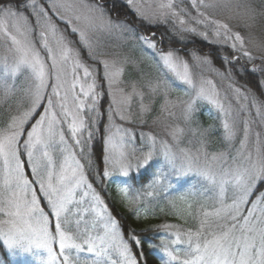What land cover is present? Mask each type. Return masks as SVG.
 <instances>
[{
	"label": "snow or ice",
	"instance_id": "6c2138e0",
	"mask_svg": "<svg viewBox=\"0 0 264 264\" xmlns=\"http://www.w3.org/2000/svg\"><path fill=\"white\" fill-rule=\"evenodd\" d=\"M127 4L150 25L162 18L170 34L129 32L127 21H113L102 5L83 0H0V106L8 108L0 123V250L7 264H150V251L159 253V264H264V143L238 159L230 152L193 154L180 147L190 133L199 134L206 148L207 130L196 120L205 102L223 114L228 144L242 134L243 146L250 136L243 109L233 111L216 98L205 70L228 79L253 77L254 87L246 82L243 96L235 91L241 100L252 97L249 114L254 108L264 122V54L253 55L252 34L242 35L257 26L264 32V0H180L184 7L159 0L145 5L156 9L152 15L136 0ZM114 34L131 37L128 48L135 40L151 56L155 73L137 70L142 58L123 44L117 51L102 40ZM189 36L208 50L189 48ZM174 42L183 49L172 47ZM213 57L226 67L216 68ZM105 85L109 123L102 128L97 89ZM178 88L183 96L171 99ZM151 114L163 136L140 133L144 147L128 151L124 145L136 136L123 125L147 127ZM114 128L122 133L119 139ZM98 135L99 167L93 163ZM190 174L219 188V207L202 209L198 226L183 236L168 232V224L166 235L151 238L124 230L94 188L96 178L100 184L125 178L117 185L121 204L139 218L141 209L149 214L146 197L166 199L173 181ZM0 264H6L2 257Z\"/></svg>",
	"mask_w": 264,
	"mask_h": 264
},
{
	"label": "trees",
	"instance_id": "16d2710c",
	"mask_svg": "<svg viewBox=\"0 0 264 264\" xmlns=\"http://www.w3.org/2000/svg\"><path fill=\"white\" fill-rule=\"evenodd\" d=\"M244 80L246 81L248 76H243ZM249 80L254 84V78L249 77ZM100 152V142H96V155H94V159L97 161L98 167L101 165L100 160L97 158ZM109 202L113 208V213L119 219L121 226L124 230L127 231H136V232H143L148 237H152L156 233V220H152L150 225L145 222H138L139 219L134 218L131 215V212L123 207L121 204L116 202L114 199H109ZM150 251V250H149ZM147 254V253H146ZM159 255L156 254L155 251H150L149 261L150 264H159Z\"/></svg>",
	"mask_w": 264,
	"mask_h": 264
},
{
	"label": "rangeland",
	"instance_id": "374dc122",
	"mask_svg": "<svg viewBox=\"0 0 264 264\" xmlns=\"http://www.w3.org/2000/svg\"><path fill=\"white\" fill-rule=\"evenodd\" d=\"M127 2V0H125ZM85 4H89L88 2L86 1H83ZM137 4L142 8L144 9L145 11L148 12L149 15H152L156 9L155 8H152V7H148V8H145V5H155L159 2V0H136ZM0 19H3V17H0ZM185 20L187 21V17H185ZM237 20H232V24L233 22H236ZM189 27L193 26V25H190V23L188 24ZM104 37H102V40H103ZM104 41V40H103ZM111 47L115 48L118 46V41L112 43V44H109ZM69 78H70V74H69ZM212 90V92H214L216 94V98L219 99L221 101V103H224L225 106L226 105H229V102L227 100H225L221 95H222V91L217 87V85L213 82L212 86H209ZM240 96H243L244 95V91L243 90H240V93H239ZM236 96L237 98L238 97V94L236 92ZM222 117H223V114H222ZM118 118V117H117ZM115 135V137L117 139H119L122 135L121 132L119 131H114L113 133ZM262 143H264V138L262 137ZM118 148H119V145H118ZM55 156V153L53 154ZM71 163V162H70ZM69 175H71V172L69 171L68 173Z\"/></svg>",
	"mask_w": 264,
	"mask_h": 264
}]
</instances>
